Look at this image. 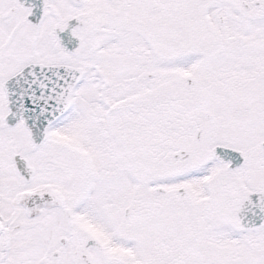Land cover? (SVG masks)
Here are the masks:
<instances>
[{
    "label": "snow or ice",
    "instance_id": "obj_1",
    "mask_svg": "<svg viewBox=\"0 0 264 264\" xmlns=\"http://www.w3.org/2000/svg\"><path fill=\"white\" fill-rule=\"evenodd\" d=\"M0 264H264V0H0Z\"/></svg>",
    "mask_w": 264,
    "mask_h": 264
}]
</instances>
